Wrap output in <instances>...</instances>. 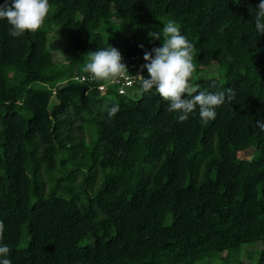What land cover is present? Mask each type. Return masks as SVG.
I'll use <instances>...</instances> for the list:
<instances>
[{"label":"trees","instance_id":"16d2710c","mask_svg":"<svg viewBox=\"0 0 264 264\" xmlns=\"http://www.w3.org/2000/svg\"><path fill=\"white\" fill-rule=\"evenodd\" d=\"M259 2L49 0L45 26L16 38L0 20V243L12 264H196L264 240ZM169 20L194 45L196 68L218 66L194 80L199 91L235 94L208 123L198 108L178 122L137 83L136 98L109 100L113 85L83 72L89 52L109 46L145 64L144 52L162 45L148 33ZM51 30L71 50L61 63ZM233 264H264V248Z\"/></svg>","mask_w":264,"mask_h":264},{"label":"clouds","instance_id":"9594fccd","mask_svg":"<svg viewBox=\"0 0 264 264\" xmlns=\"http://www.w3.org/2000/svg\"><path fill=\"white\" fill-rule=\"evenodd\" d=\"M49 12V0H11V3L4 0L0 4V20H6L11 26L9 34L14 38L26 32L36 34L45 26ZM254 19L258 36L264 34V0H260ZM148 36L152 40L162 38V45L144 52L143 59L146 63L141 65V72L146 69L148 78L140 73L135 77L141 94L149 93L154 88L161 99L168 103L167 110L178 114V122L186 121L198 108L201 121L208 123L216 118L218 107L226 101L231 103L234 100L235 94L231 89L199 91V85L194 83V73L197 71L193 63L194 45L181 34L175 21L163 23L160 30L149 32ZM140 47L143 48V45ZM83 72L90 73L92 80L96 82L106 81L110 84L128 81L132 76L121 52L111 46L89 52V62L84 65ZM87 81L88 77L85 76L79 83L85 85ZM130 93L120 90L121 95ZM184 94L187 98H182ZM119 111V104L111 106L107 109L108 118L112 119ZM261 127L264 129V124ZM4 231V222L0 220V241L4 239ZM10 252L11 249L6 244L0 243V264H12Z\"/></svg>","mask_w":264,"mask_h":264},{"label":"rangeland","instance_id":"374dc122","mask_svg":"<svg viewBox=\"0 0 264 264\" xmlns=\"http://www.w3.org/2000/svg\"><path fill=\"white\" fill-rule=\"evenodd\" d=\"M51 11L52 8H50L49 15L51 14ZM102 30L107 32L110 29L103 26ZM49 39L51 41V44L58 45V47L60 48V49H52L53 61L55 63H61L62 61L65 60L66 56L69 55L71 50L65 48L66 42L62 38V36L58 34L56 30L54 31L51 30L49 32ZM196 69L197 71L194 73V77L196 79L206 78L211 75L216 76L218 74V66L215 63H212L206 68H202V69L196 68ZM128 95L133 98H136L138 96L137 93L136 94L130 93ZM106 97L109 100H116L118 96L115 91H111L106 94ZM263 248H264V240H257L255 242L243 244L237 252L232 253L231 251L228 252L227 250H224L222 252L215 253L211 256H206L204 258H201L196 262V264H233L238 260L255 262L259 257L260 250H262ZM227 257H229V260L224 261L225 259H227Z\"/></svg>","mask_w":264,"mask_h":264},{"label":"built area","instance_id":"2783aa9c","mask_svg":"<svg viewBox=\"0 0 264 264\" xmlns=\"http://www.w3.org/2000/svg\"><path fill=\"white\" fill-rule=\"evenodd\" d=\"M138 59H139V57L137 55L131 56L128 59H126L125 62H126L128 71H129V73L132 76H131L130 80H128V81L121 80L118 83L112 84L113 85V88L115 89V91H116L117 94L121 95L120 94V90L121 89H124L126 93L132 92L133 87H135V84L136 83L139 84L138 81H137V78L135 77V75L137 73H140L145 78H147L146 75L144 74V71L141 72V65H143L144 62H142V61H139L137 63L134 62L135 60H138ZM84 77H85V75H82V76L74 75L73 78L81 80ZM90 79L92 80V78H90ZM129 85H131V86H129ZM97 87L100 90V92L102 94H104L107 91V87L108 86L106 84H99Z\"/></svg>","mask_w":264,"mask_h":264}]
</instances>
